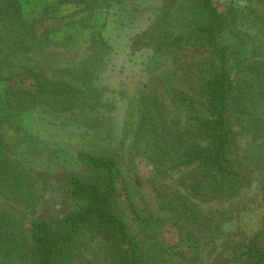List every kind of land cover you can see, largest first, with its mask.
<instances>
[{"label":"rangeland","instance_id":"rangeland-1","mask_svg":"<svg viewBox=\"0 0 264 264\" xmlns=\"http://www.w3.org/2000/svg\"><path fill=\"white\" fill-rule=\"evenodd\" d=\"M21 1L27 17L36 20L28 39L37 52L36 61L22 60V65L29 66L14 61L3 68V74L14 78L30 69L54 79L61 73L75 76L82 68H90L96 93L79 94L82 97L65 111L56 110L49 102H38L20 111L23 130L38 144L35 150L18 154L30 160L38 200L27 205L0 196V208L21 218L27 228L39 217L64 216L76 205L66 172L73 169L83 176L88 173L75 160L69 161L70 155L86 151L117 158L128 192L121 182L115 209L130 231L141 234L139 216L152 213L165 217L160 207L167 200L187 215L200 216L192 226L202 237L200 260L192 263L186 247L176 248L171 264H240L239 252L251 236L259 234L264 245V136L256 134L254 118L231 124L233 166L241 177L236 189L220 198L209 200L192 191L199 159L156 172L154 164L137 149L145 100L170 146H181L195 138L203 145L208 143V139L197 136L193 106L184 97L194 98L195 107L208 115L202 71L214 57L189 44L171 52L160 47L166 36L186 28L194 16L191 1L131 0L127 7L137 6L138 13L120 18L111 15L106 23L99 11L91 15L94 0L62 4L56 0ZM214 3L225 14L246 8L253 12L255 22L245 23L241 17L235 34L228 38H252L247 42V57L241 56L245 69L234 71L237 93L245 72L248 75L255 67L264 70V54L252 55L257 51L253 42L260 43L264 38V0ZM44 12L47 17L41 18ZM98 33L105 47L100 46L101 41L91 40ZM91 44H99L101 52L95 54ZM5 85L1 83L0 91ZM257 113L264 116V109L259 108ZM11 117L0 122V143L14 154L19 131L15 115ZM162 236L172 242L178 238L179 228L170 222ZM106 253V246L96 241L81 257L66 264H103Z\"/></svg>","mask_w":264,"mask_h":264},{"label":"trees","instance_id":"trees-1","mask_svg":"<svg viewBox=\"0 0 264 264\" xmlns=\"http://www.w3.org/2000/svg\"><path fill=\"white\" fill-rule=\"evenodd\" d=\"M56 1L61 4L75 2ZM128 1L131 0H94L91 15L99 11L105 23L111 15L119 18L121 15L134 16L139 9L137 6L127 7ZM188 1L192 3L194 16L185 29L165 35L160 47L171 52L189 44L210 52L214 57L202 71L208 115H203L195 107L194 98L184 97L193 106L191 111L197 136L208 139V143L203 145L195 138L181 146H170L145 100L138 124L137 149L154 164L156 172L199 159L201 164L192 191L210 200L232 193L241 177L233 166L231 124L254 118L256 134L264 136V116L257 113L259 108L264 109V70L255 67L248 75L245 72L237 93L234 91V71L245 69L241 56L247 57L250 51L247 42L252 38H237L235 41L228 38L229 34H235L241 17L245 23L255 22L252 10L235 9L225 14L214 0ZM40 17H47V13ZM35 22L27 17L21 0H0V85L6 84V88L0 91V122L15 115L19 131L14 154L0 143V196L27 205L37 202L38 188L30 160L18 154L35 150L38 144L23 130L20 111L38 102H49L56 110L65 111L73 106L74 100L82 97L79 94L96 93L90 68H82L75 76L71 72L61 73L54 79L30 69L14 78L3 74V68L14 61L21 65L22 60L36 61L34 55L37 52L28 40L34 32ZM246 35L250 37L249 33ZM91 40L96 43L99 40L100 46L105 47L102 34H93ZM252 45L259 52L252 55L264 54V38ZM91 47L95 54L101 52L99 44H91ZM70 156L69 161L75 160L88 170L86 176L73 169L65 174L69 191L76 201L75 207L62 217H39L28 228L21 218L0 208V264H66L81 257L96 241L107 248L103 264H171L176 248L182 250L185 247L192 263L200 260L202 237L192 228L200 216L187 215L167 200L160 207L165 217L159 218L152 213L139 216L141 234L134 233L115 209L120 184L124 180L117 158L86 151ZM122 185L127 193V184L123 182ZM170 222L179 228V236L172 242L162 236ZM215 229L219 231L220 226L216 225ZM238 257L240 264H264V245L259 234L249 238Z\"/></svg>","mask_w":264,"mask_h":264}]
</instances>
